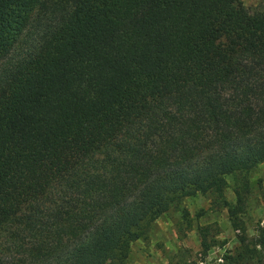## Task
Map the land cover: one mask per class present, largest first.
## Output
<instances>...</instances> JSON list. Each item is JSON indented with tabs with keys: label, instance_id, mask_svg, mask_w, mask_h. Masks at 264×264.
<instances>
[{
	"label": "trees",
	"instance_id": "1",
	"mask_svg": "<svg viewBox=\"0 0 264 264\" xmlns=\"http://www.w3.org/2000/svg\"><path fill=\"white\" fill-rule=\"evenodd\" d=\"M262 162L264 12L0 0V264H126L197 193L238 226L227 176Z\"/></svg>",
	"mask_w": 264,
	"mask_h": 264
},
{
	"label": "rangeland",
	"instance_id": "2",
	"mask_svg": "<svg viewBox=\"0 0 264 264\" xmlns=\"http://www.w3.org/2000/svg\"><path fill=\"white\" fill-rule=\"evenodd\" d=\"M239 1L251 12H264V0ZM237 177L227 176L224 197L234 204V188L243 192L238 226L215 194L184 197L151 224L145 238L131 244L126 264H264V245L258 244L264 226V162L246 174L247 186Z\"/></svg>",
	"mask_w": 264,
	"mask_h": 264
}]
</instances>
